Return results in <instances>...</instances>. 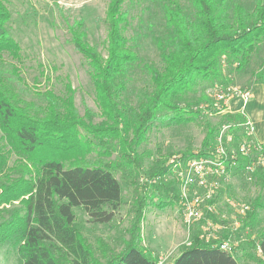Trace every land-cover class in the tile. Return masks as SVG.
<instances>
[{"label":"trees","instance_id":"1","mask_svg":"<svg viewBox=\"0 0 264 264\" xmlns=\"http://www.w3.org/2000/svg\"><path fill=\"white\" fill-rule=\"evenodd\" d=\"M133 2L109 0L103 20L104 53L87 41L80 20L69 27L71 43L87 64L97 112L88 110L81 115L71 94H56L51 89L41 91L39 101L26 100L15 89L22 81L19 68L12 62H0V205L4 204L0 207V243L12 244L22 264H157V258L140 245V221L153 196L149 190L171 191L164 193L168 200L160 201L161 207L170 204L169 197L177 202L179 191L169 186L176 183L174 175L172 180L162 179L171 173L170 158L207 155L217 135L215 126H207L197 151L173 154L151 166V180H144L135 198L134 220L119 251L98 240L97 255L77 230L72 209L82 207L92 222L111 221L122 192L113 171L124 165L140 174L137 147L149 125L165 112L182 120L186 112L182 103L195 106L188 119L206 111L217 112L208 95L189 100L190 94L206 82L227 87L228 74L241 70L264 42V0H257L252 8L236 0L161 1L165 33L156 40L161 65H146L149 81L139 90L137 104L131 106L121 95L129 80V67L138 59L129 43L135 38L125 34L129 13L125 4ZM9 19L6 0H0V58L7 53L18 60L19 44L5 28ZM252 76L254 83L264 84V63ZM243 121L239 112L223 116L235 139ZM113 152L119 158L116 163L102 160ZM10 155L16 156L13 165H9ZM247 161V157H239L235 169L242 171ZM252 181L259 191L239 219L241 227L254 224L257 209L263 211L264 221V168L255 171ZM205 218L214 221L217 216L206 211ZM198 224L190 240L178 246L172 264H239L218 245L222 237L231 236L230 228H224L227 232L221 239L206 241L200 237ZM250 244L264 263V227Z\"/></svg>","mask_w":264,"mask_h":264},{"label":"rangeland","instance_id":"2","mask_svg":"<svg viewBox=\"0 0 264 264\" xmlns=\"http://www.w3.org/2000/svg\"><path fill=\"white\" fill-rule=\"evenodd\" d=\"M161 1L166 0H134L133 5L125 4V8L129 11L125 34L135 38L134 41L129 40V43L132 44L138 57L129 67V80L121 95L131 106L137 104L139 90L149 81L146 65L149 63L161 65L156 45L157 38H161L165 33ZM236 1L247 8H252L257 0ZM108 2L109 0H6L10 19L5 24V28L8 36L19 44L20 58L15 60L7 53H3L0 62L5 65L12 62L19 68L22 81L16 83L15 89L23 98L28 101H39L41 98L39 93L51 89L56 94H71L74 106L81 115L88 110L98 111L86 61L71 43L69 27L76 20H80L87 41L104 53L106 26L103 20ZM263 63L264 42L250 54L241 70H233L228 74L230 83L227 86L252 90V100L245 105V108H250L254 136L261 133L264 126L263 109H261L262 101L264 104V84L254 83L252 73L261 68ZM67 84L71 87V92ZM255 85L259 88L254 89ZM216 87L224 88L216 82L203 83L198 86L195 93L190 94L189 100H195L206 94L214 102L213 93ZM252 101H255V108L259 107V110L251 109ZM242 105V100L237 97L229 104L232 109L228 107L216 113L206 111L203 116L188 119V116L192 117L195 106L186 107L182 103L181 106L186 111L182 120L177 119L174 114L165 112L149 125L144 141L137 147L141 160L140 174L137 176L136 171L130 166L122 165L113 169L114 175L121 184L122 192L120 205L112 220L107 223L92 222L82 207L72 209L77 230L95 249L97 255H99L98 240H103L116 252L122 248V238L128 237V229L134 220L135 198L144 180L149 182L151 180L148 176L151 166L173 154L197 151L206 135L207 126H215L218 134L223 127L224 132L229 133V128L223 126V116L228 110L235 112L237 110L235 107L239 108ZM239 135L240 132L237 136ZM15 158V155H10L9 165L14 164ZM94 158L96 156L91 157ZM102 160L116 163L119 158L117 152H113ZM169 170L171 173L162 178L165 182L173 178L174 172L171 168ZM229 179L230 182L223 183L213 200L215 214L220 220H212L216 223L215 236L221 239V235L227 232L222 229L221 224H224L232 231L229 240L232 254L238 263L264 264L250 244L257 230L264 227L263 211L256 210L253 225L241 227L243 222L236 223V220L239 221L241 218L237 204L248 205L257 195L259 188L253 181H247L240 169H234ZM169 186L177 190L179 188L177 183H171ZM165 192L169 195L171 191L164 190ZM164 193L156 192L153 188L149 190V194L153 196L145 206L140 221V245L157 258V264H172L173 259L178 255V246L190 240L194 226L188 227L184 224L178 201L169 197L170 204L164 207L158 205L160 201L167 202L168 197L166 198ZM17 203L18 200L14 201V205ZM6 207L10 208V205L6 204ZM222 215L225 216V220L221 221ZM0 264H22L12 244L0 243Z\"/></svg>","mask_w":264,"mask_h":264},{"label":"built area","instance_id":"3","mask_svg":"<svg viewBox=\"0 0 264 264\" xmlns=\"http://www.w3.org/2000/svg\"><path fill=\"white\" fill-rule=\"evenodd\" d=\"M213 96V105L218 109L217 112L228 108L232 99L238 97L242 100L243 105L235 111L244 116V121L240 123L242 127L239 131L240 135L235 139L230 125L223 124L229 128V133L224 132V127L220 134L217 132L214 144L207 155L184 158L172 156L170 158V168L174 172L179 187L178 204L183 222L188 227L199 223L200 237L206 241L220 239L215 236L216 223L210 218H205V212L215 214L213 200L223 183L230 182L229 178L232 171L237 167L239 157L248 158V161L241 168L247 181L253 180L257 169L264 168L263 140L260 141L254 136V125L245 108L253 96L252 90L230 86L216 87ZM228 112L231 111L228 110ZM231 143L234 145H230ZM226 201L228 202V199ZM237 206L240 216L243 217L248 205L240 203ZM222 216L225 218L224 215ZM238 222L236 220V223ZM221 225L222 229L226 228L224 224ZM218 245L221 250L232 253L229 237L221 239Z\"/></svg>","mask_w":264,"mask_h":264},{"label":"crops","instance_id":"4","mask_svg":"<svg viewBox=\"0 0 264 264\" xmlns=\"http://www.w3.org/2000/svg\"><path fill=\"white\" fill-rule=\"evenodd\" d=\"M257 88H259V87H257V86L255 85V86H254V89H257ZM260 88H261V87H260ZM263 92H264V91H263ZM263 94H264V93H263ZM251 100H252V99H251ZM251 100H250V101H251ZM263 100H264V96H263ZM254 103H255V101H252V102H251V104H252V105H251V109H252V110H255V111H256V110H259V107H258V108H255L256 105H255ZM235 108L238 109V107H235ZM229 109H232V108L229 107ZM261 109H263V112H262V113H263V118H264V104H263V101H262ZM246 110H247L248 113H250V112H249L250 108H246ZM249 115H250V114H249ZM263 124H264V123H263ZM255 137H256L258 140H260V141L264 140V126H263V131H261V133H258V135L255 136Z\"/></svg>","mask_w":264,"mask_h":264}]
</instances>
